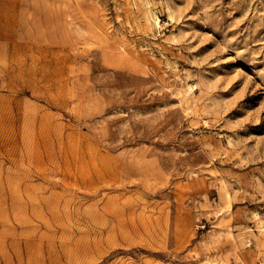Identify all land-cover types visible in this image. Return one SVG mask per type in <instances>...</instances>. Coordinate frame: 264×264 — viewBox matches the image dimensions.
Wrapping results in <instances>:
<instances>
[{
    "label": "rangeland",
    "instance_id": "374dc122",
    "mask_svg": "<svg viewBox=\"0 0 264 264\" xmlns=\"http://www.w3.org/2000/svg\"><path fill=\"white\" fill-rule=\"evenodd\" d=\"M0 264H264V0H0Z\"/></svg>",
    "mask_w": 264,
    "mask_h": 264
}]
</instances>
